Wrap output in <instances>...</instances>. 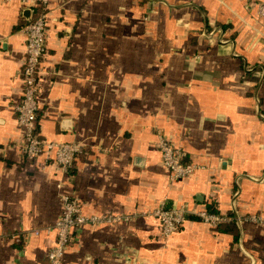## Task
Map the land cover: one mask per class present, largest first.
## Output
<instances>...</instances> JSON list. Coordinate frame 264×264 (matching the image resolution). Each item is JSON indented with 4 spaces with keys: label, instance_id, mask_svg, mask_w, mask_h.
Returning <instances> with one entry per match:
<instances>
[{
    "label": "crops",
    "instance_id": "1",
    "mask_svg": "<svg viewBox=\"0 0 264 264\" xmlns=\"http://www.w3.org/2000/svg\"><path fill=\"white\" fill-rule=\"evenodd\" d=\"M261 3L49 0L36 127L81 144L64 172L21 157L13 107L30 4L0 0V264L46 263L55 233L33 230L59 218V182L84 215L120 218L82 225L62 264H264ZM158 132L190 174L171 178ZM212 201L236 227L187 217L161 237L156 208Z\"/></svg>",
    "mask_w": 264,
    "mask_h": 264
},
{
    "label": "built area",
    "instance_id": "2",
    "mask_svg": "<svg viewBox=\"0 0 264 264\" xmlns=\"http://www.w3.org/2000/svg\"><path fill=\"white\" fill-rule=\"evenodd\" d=\"M29 16L23 27L25 37V51L19 71L21 92L13 110L20 130V152L22 159L36 163L43 157L55 163L62 171L69 172L82 146L78 142H56L44 140L36 131L38 117V95L42 64L46 52V21L48 16L49 0H29ZM257 15L264 16V3L258 5ZM154 145L157 147L162 165L168 169L172 179L183 178L190 174L194 166L184 161V151L178 145L172 144L164 135L157 133ZM42 160V159H41ZM58 196L61 201L59 218L52 226L43 229H34L35 235L41 231H54L55 240L45 255V264H62V258L68 245L74 240L77 230L86 223L111 222L120 219L117 216L84 215L78 198L58 185ZM152 214L159 220L161 237H169L186 219L187 214H194L210 227L226 220L224 215L207 212L203 209L187 210L184 208H167L163 204ZM251 221H261L260 217L248 216Z\"/></svg>",
    "mask_w": 264,
    "mask_h": 264
},
{
    "label": "trees",
    "instance_id": "3",
    "mask_svg": "<svg viewBox=\"0 0 264 264\" xmlns=\"http://www.w3.org/2000/svg\"><path fill=\"white\" fill-rule=\"evenodd\" d=\"M36 131H37V127H36ZM24 161H27V159H23ZM72 168H70L69 169V171L71 172L72 170H71ZM205 210V209H204ZM206 211L207 212H210V213H214V214H219L220 215V212H219V210H218V208H217V204L215 203V202H208V203H206ZM230 215V214H229ZM231 216V215H230ZM187 217H192V218H196V219H200L198 216H196V215H194V214H187V216H186V218ZM228 222H230V223H228ZM228 222H224V221H221V222H218L216 225H215V228H219L220 229V226L221 225H233L234 227H236L235 225H234V221L233 220H230V221H228Z\"/></svg>",
    "mask_w": 264,
    "mask_h": 264
},
{
    "label": "water",
    "instance_id": "4",
    "mask_svg": "<svg viewBox=\"0 0 264 264\" xmlns=\"http://www.w3.org/2000/svg\"><path fill=\"white\" fill-rule=\"evenodd\" d=\"M26 11L29 13V10L28 9Z\"/></svg>",
    "mask_w": 264,
    "mask_h": 264
}]
</instances>
